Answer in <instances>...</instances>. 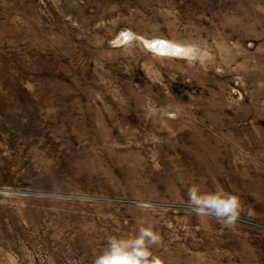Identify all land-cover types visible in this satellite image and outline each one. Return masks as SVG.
<instances>
[{
    "label": "rangeland",
    "instance_id": "1",
    "mask_svg": "<svg viewBox=\"0 0 264 264\" xmlns=\"http://www.w3.org/2000/svg\"><path fill=\"white\" fill-rule=\"evenodd\" d=\"M194 184L252 215L197 216ZM149 225L170 264H264V0H0V264Z\"/></svg>",
    "mask_w": 264,
    "mask_h": 264
},
{
    "label": "clouds",
    "instance_id": "2",
    "mask_svg": "<svg viewBox=\"0 0 264 264\" xmlns=\"http://www.w3.org/2000/svg\"><path fill=\"white\" fill-rule=\"evenodd\" d=\"M186 58L203 60L197 45L188 46ZM187 207L197 216L213 218L225 226L236 225L243 215L251 216L242 197L226 191L222 186L203 190L198 184L187 190ZM171 227V225H169ZM161 243L160 234L152 226H141L131 236H110L105 247L95 256L93 264H170V261L153 253Z\"/></svg>",
    "mask_w": 264,
    "mask_h": 264
},
{
    "label": "bare ground",
    "instance_id": "3",
    "mask_svg": "<svg viewBox=\"0 0 264 264\" xmlns=\"http://www.w3.org/2000/svg\"><path fill=\"white\" fill-rule=\"evenodd\" d=\"M146 42L150 44V48L160 50L161 52H164L166 54H173L179 51V47L177 45L167 40L151 39V40H146Z\"/></svg>",
    "mask_w": 264,
    "mask_h": 264
}]
</instances>
